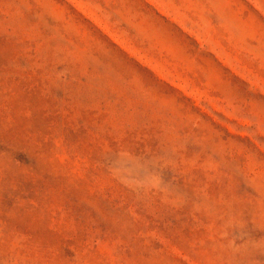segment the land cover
Wrapping results in <instances>:
<instances>
[{
  "label": "rangeland",
  "instance_id": "374dc122",
  "mask_svg": "<svg viewBox=\"0 0 264 264\" xmlns=\"http://www.w3.org/2000/svg\"><path fill=\"white\" fill-rule=\"evenodd\" d=\"M0 264H264V0H0Z\"/></svg>",
  "mask_w": 264,
  "mask_h": 264
}]
</instances>
